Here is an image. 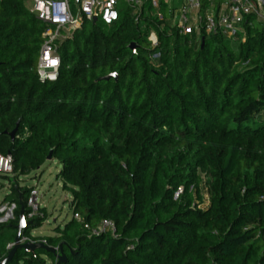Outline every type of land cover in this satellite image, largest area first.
I'll return each instance as SVG.
<instances>
[{
  "label": "trees",
  "instance_id": "16d2710c",
  "mask_svg": "<svg viewBox=\"0 0 264 264\" xmlns=\"http://www.w3.org/2000/svg\"><path fill=\"white\" fill-rule=\"evenodd\" d=\"M26 4L0 0V154L13 159L15 205L0 261L34 190L20 178L57 161L81 220L33 237L41 208L22 237L62 251V264H264V22L248 16L233 37L182 33L175 3L147 0L137 16L121 4L116 23L85 22L58 41V76L43 82L49 27ZM104 221L115 233L93 235ZM10 264L58 257L20 250Z\"/></svg>",
  "mask_w": 264,
  "mask_h": 264
},
{
  "label": "built area",
  "instance_id": "2783aa9c",
  "mask_svg": "<svg viewBox=\"0 0 264 264\" xmlns=\"http://www.w3.org/2000/svg\"><path fill=\"white\" fill-rule=\"evenodd\" d=\"M147 0H27V9L49 28L44 33L45 42L42 46L38 75L41 81H54L61 67V59L57 54L58 41L69 39L73 32L80 29L85 22H94V19L105 25H112L119 20V8L125 4L134 10V15H141ZM157 5L160 0H151ZM173 21L182 33L194 29L197 33L201 27L207 34H222L235 36L243 32V23L246 17L254 16L258 21L264 22V0H222L218 8L214 0H208V7L204 14L203 0H171ZM137 19V18H136ZM138 20V19H137ZM194 22V23H193ZM192 24H194L192 26ZM196 24V25H195ZM152 48L158 47V38L153 33L149 37ZM154 58H158L155 55ZM0 172L6 175L13 173V159L11 156L0 154ZM180 188L175 194V199L182 194ZM27 221H32L40 215L39 193L37 189L31 192L27 203ZM15 205L13 204V209ZM73 218L80 221L78 214ZM88 228V227H87ZM110 232L115 233V225L111 221H104L100 226L92 230L93 235H102ZM31 241L23 238V242ZM35 243L34 241H31ZM45 243V242H44ZM14 245V244H13ZM9 245L8 249H12Z\"/></svg>",
  "mask_w": 264,
  "mask_h": 264
},
{
  "label": "rangeland",
  "instance_id": "374dc122",
  "mask_svg": "<svg viewBox=\"0 0 264 264\" xmlns=\"http://www.w3.org/2000/svg\"><path fill=\"white\" fill-rule=\"evenodd\" d=\"M163 2L170 8L172 7L171 0H163ZM26 5L29 7V3ZM63 41L64 39L61 40V42ZM60 170L61 165L59 162L48 161L40 170L33 172L29 176H23L19 180V186L37 189L40 207L46 210L48 216L42 227L33 231V237L54 236L57 227L63 228L73 218V210L71 208L72 195L63 190L62 182L57 179ZM6 176L14 179L12 175L0 172V224H5L14 218L15 208L13 209V204L7 200L13 183L11 181L14 180L10 181ZM203 181V207H207L209 204V192L206 187L205 177H203ZM48 263H50L49 260Z\"/></svg>",
  "mask_w": 264,
  "mask_h": 264
},
{
  "label": "water",
  "instance_id": "95a60500",
  "mask_svg": "<svg viewBox=\"0 0 264 264\" xmlns=\"http://www.w3.org/2000/svg\"><path fill=\"white\" fill-rule=\"evenodd\" d=\"M93 23L96 24L97 19H94ZM130 47H131V49L135 50L134 44H132ZM112 78H115L117 80L118 75L117 74H110V75H107L105 77H102L100 80L101 81H109ZM16 132H17V129L14 130L10 134L12 139H14ZM31 224H32L31 221H27L26 216L24 214V209H23L21 212L20 223L17 226L18 234L16 236L13 248L10 250V252L8 253L6 258H4L0 261V264H10L12 262L14 256L16 255V253L20 250L25 251V253H27V254H34L35 251H37L39 249H43V250L47 251L48 253H52V254L56 255L58 257V264L64 263L66 261V256L63 254L62 251H61V254L58 255V253H57L58 251L56 248L50 247L44 242H35V243H32L31 241H28L25 243L23 242L22 236H23L24 232L28 229V227L31 226Z\"/></svg>",
  "mask_w": 264,
  "mask_h": 264
},
{
  "label": "crops",
  "instance_id": "0c3cea01",
  "mask_svg": "<svg viewBox=\"0 0 264 264\" xmlns=\"http://www.w3.org/2000/svg\"><path fill=\"white\" fill-rule=\"evenodd\" d=\"M171 3H172V1H171Z\"/></svg>",
  "mask_w": 264,
  "mask_h": 264
}]
</instances>
